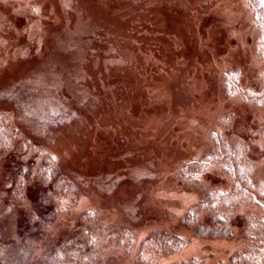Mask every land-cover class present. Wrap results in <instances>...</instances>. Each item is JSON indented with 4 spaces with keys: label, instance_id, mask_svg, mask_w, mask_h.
<instances>
[{
    "label": "rangeland",
    "instance_id": "1",
    "mask_svg": "<svg viewBox=\"0 0 264 264\" xmlns=\"http://www.w3.org/2000/svg\"><path fill=\"white\" fill-rule=\"evenodd\" d=\"M258 33L246 0H0V264H232L264 202L204 204L206 155L264 180Z\"/></svg>",
    "mask_w": 264,
    "mask_h": 264
},
{
    "label": "trees",
    "instance_id": "2",
    "mask_svg": "<svg viewBox=\"0 0 264 264\" xmlns=\"http://www.w3.org/2000/svg\"><path fill=\"white\" fill-rule=\"evenodd\" d=\"M246 2L251 9V14L259 30L258 39L263 44L261 55L264 57V0H246ZM262 79L263 83L259 88L260 93L254 98L255 103H264V74ZM216 149L214 153L207 154L206 157L210 158L211 155H216L215 158L222 161V165L226 170L234 174V185L228 191H212L206 193L202 202L214 206L220 204L232 205L238 198H249L251 202H255L256 199L252 198L248 193H254L257 201L264 202V180H260L257 183H252L249 180L253 169L252 165L249 163H241L239 159L240 155L228 143L222 142L216 146ZM48 165L54 166L52 161ZM220 215L221 213L216 212L215 218L217 221H225L228 219L227 216L223 219ZM192 219H194V216H192ZM256 225V231L250 232L254 243L246 250L239 252L233 258L232 264H264V217H258L256 219ZM202 229L205 232H218V230L208 225L202 226ZM259 230H262L261 234ZM199 262L201 261L194 259V263L198 264Z\"/></svg>",
    "mask_w": 264,
    "mask_h": 264
}]
</instances>
